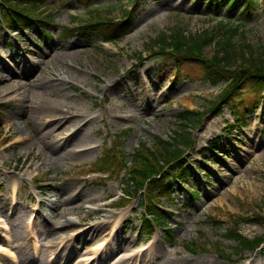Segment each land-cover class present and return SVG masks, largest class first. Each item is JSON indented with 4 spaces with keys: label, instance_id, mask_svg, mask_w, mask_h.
<instances>
[{
    "label": "rangeland",
    "instance_id": "rangeland-1",
    "mask_svg": "<svg viewBox=\"0 0 264 264\" xmlns=\"http://www.w3.org/2000/svg\"><path fill=\"white\" fill-rule=\"evenodd\" d=\"M215 1L138 2L133 27L107 43L99 35L63 34V26L72 24L75 16L82 22L93 13L113 18L129 15L132 0H90L89 8L77 0L65 7L60 0H47L42 9L52 13L48 28L10 31L0 26V77L24 71L11 82L15 91L6 95L0 89V245L13 255L0 251V264H25L24 250L31 251L32 264H39L41 258H53L56 264H95L100 254L107 264L116 256L133 253L135 264H166L182 258L194 264L202 260L264 264L263 249L238 251L228 235L239 218L240 232L249 239L264 232V225L255 222L257 216H264V93L243 95L239 107L249 105L239 119L228 105H222L221 114L216 115L209 108L225 84L213 86L183 74L178 77L176 64L160 51L154 52L155 40L178 28L193 34L209 31L226 40L228 30L236 26L234 41L261 51L264 0L255 2L250 15L243 9L245 0L228 11L224 3ZM228 18L245 20L239 24ZM137 22L142 25L134 32ZM204 50L213 55L215 44H206ZM67 68L72 71L69 80L61 84L54 72ZM115 79L120 84L127 81L128 86L107 90ZM41 82L45 86L40 87ZM60 85L63 90L57 88ZM60 105L95 118L88 122V130L87 123L65 145L61 144L67 132L58 134L61 127L56 134H45L55 130L48 123ZM186 108L202 112L203 121L188 128L194 144L181 158L187 175L181 182L171 180V198L161 199L165 207H171L161 212L175 238L160 227L148 235L142 197L118 206L124 172L105 178L91 173L93 164L103 149L131 154L142 143L151 147L154 137H173L182 127L177 116ZM17 109L21 112L15 117ZM58 138L62 139L56 142ZM87 144L95 149L78 154L77 148ZM18 219L23 227L17 226ZM92 228L104 232L90 238ZM121 236L128 240L118 250L113 244ZM100 241L104 247L97 251ZM186 242L201 248L189 252ZM219 248L229 256H220ZM43 251L47 255L41 257Z\"/></svg>",
    "mask_w": 264,
    "mask_h": 264
},
{
    "label": "trees",
    "instance_id": "trees-1",
    "mask_svg": "<svg viewBox=\"0 0 264 264\" xmlns=\"http://www.w3.org/2000/svg\"><path fill=\"white\" fill-rule=\"evenodd\" d=\"M60 1L61 7H65L72 0ZM77 1L88 8L91 5L90 0ZM148 1L152 0H133V3ZM239 1L216 0L215 2L218 4L227 3V9H235L234 6ZM256 1L258 0H247L245 12L249 15ZM45 3L46 0H0V25L3 24L12 31L16 27L30 28L35 25L47 27L52 13L42 10ZM136 7L134 5L132 13L135 12ZM107 12L111 13L112 11L108 9ZM134 20L135 17L125 16L116 21L114 18L93 13L89 20L81 22L79 26L65 27L63 31H67L69 35H73L74 31H80L85 35H99L105 42L115 36H122L133 26ZM226 20L240 24L245 19L242 21H238L236 18ZM238 29L239 26L230 28L229 36L226 40H221L209 31L193 34L178 28L171 34L161 35L154 43V52L160 51L166 60L173 61L177 66V74L205 81L214 86L225 84L218 98L212 101L209 110L219 115L221 114L220 107L228 105L232 108L236 118H240L241 111H245L248 107L246 103L243 108L238 105L239 101H243L244 94L260 95L264 93V46L261 51H256L254 46L247 42H244L245 45L236 43L234 37L238 35ZM208 43H214L216 47L211 56L204 50ZM202 115V112L186 108L177 117L178 123L182 127L174 133L173 137L169 139L154 137L151 147H146L144 143L140 144L129 160L126 158L127 155L120 150L116 155L111 148L104 149L95 163L94 171L97 173L106 172L105 174H107L115 169L112 171L114 175L118 174L119 170H125L123 191L127 197L124 199L130 202L133 198L141 195L144 223L150 234L153 233L154 226H163L166 222V218L160 212V208L163 207L161 199L170 198L172 194L171 180L175 177L174 180L182 181L187 175L185 164L182 163L181 158L187 151L185 149L194 144L192 133L188 128H193V122L202 123ZM241 222L242 218L233 221V227L228 230L229 237L237 243L236 250H264V233L249 239L240 232ZM255 222L264 225V216H257ZM168 232L171 237L175 236L171 230ZM185 248L192 250L199 249L200 246L192 243L186 244ZM217 252L220 256H229L221 248Z\"/></svg>",
    "mask_w": 264,
    "mask_h": 264
},
{
    "label": "bare ground",
    "instance_id": "bare-ground-1",
    "mask_svg": "<svg viewBox=\"0 0 264 264\" xmlns=\"http://www.w3.org/2000/svg\"><path fill=\"white\" fill-rule=\"evenodd\" d=\"M142 24L138 23L135 25V27L133 28V31L136 32L140 29ZM45 62V58L42 59V61L40 62L41 64H43ZM59 68H61L62 66L58 65ZM9 69H12V68H9ZM72 72L70 71L69 68H67L65 71H55L54 73L57 75L56 76V80L59 81V83H65V82H68L69 78L67 77V75H69V73ZM24 74V71H16V74L15 75H12V76H7L5 77L4 75H2L0 77V89H2L3 93L4 94H10L11 92L15 91L16 88H12L10 85H11V82L14 79V76H22ZM120 80L119 79H115L113 80V82L107 87V90H110V89H113L115 91L119 90L120 86L121 88L123 86H128V83L127 81H123L122 84H120ZM40 87H43L45 86L44 82H41ZM58 89H61L63 90V86L60 85L57 87ZM24 103V102H22ZM35 107H37L38 109L40 108V104L39 103H35ZM19 112H21V109H17L13 115L15 117H18L19 116ZM27 115H29V112H27ZM53 115H56L54 117H52L49 121V125L50 124H54V128L55 130L53 129H49V131L45 134H56L55 132L58 130V127H61V132L58 133V134H62L63 132H67V135L63 137V139H65V142L61 145H65L67 144V142L73 137L75 136L76 134H80L85 126L87 125V123L91 122L92 120H94L95 118L94 117H88L87 115H84V114H80L78 112H74L71 110V107H68L66 105H60L58 108H57V112L56 113H53ZM118 119L121 118L120 116H116ZM89 123L87 125V130L90 128L89 126ZM27 138H24L23 140H26ZM60 139L62 138H58L56 140V142H59ZM75 147V146H73ZM72 147V148H73ZM62 149V146H57V149ZM95 147L94 145L92 144H87V145H81L80 147L77 148V153L78 154H86V153H89L90 151L94 150ZM73 151V149H72ZM74 152V151H73ZM221 160L224 161V154L223 156L220 157ZM23 174V173H22ZM29 175V174H28ZM16 192V190H14V193ZM3 196H6V194H4ZM14 199H16V194L14 195ZM2 221V220H1ZM2 226V225H1ZM17 226L18 227H23L21 225V219H18L17 220ZM101 232H104V229H99V228H92L89 235H90V238L92 236H95L96 234H100ZM128 240V237H125V236H121V239H118L117 240V243H114L113 246L115 247V249H118L121 248L123 246V243H125L126 241ZM97 247H96V250L99 251L100 249H102L103 244L104 242L103 241H100L97 243ZM7 247H4V245H0V251L5 253L7 256L11 257L13 255H11V252L9 253L8 251H6ZM47 250V249H46ZM66 251V250H65ZM102 253V252H101ZM36 254L38 255V252L36 251ZM46 252L43 251L42 253V256L41 257H44L46 256ZM22 256H23V263L25 264H32L29 260H32L31 257H32V254H31V251L28 250V251H23L22 253ZM135 257H134V253L133 254H121L119 256H116L111 262L107 263V264H135V260H133ZM99 259V262L98 263H95V264H106L104 262V256L102 254H100L97 258H95V260ZM44 259L41 258V261L39 262V264H56L54 259H48L46 258L45 261H43ZM98 261V260H97ZM205 262H208L206 260H202L200 261V264H208V263H205ZM57 264H66L64 261H61ZM77 264H88V263H85L82 262V263H77ZM90 264V263H89ZM166 264H194V263H191V260L188 259V258H182L180 260H172V261H169V262H166Z\"/></svg>",
    "mask_w": 264,
    "mask_h": 264
}]
</instances>
